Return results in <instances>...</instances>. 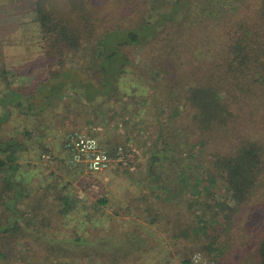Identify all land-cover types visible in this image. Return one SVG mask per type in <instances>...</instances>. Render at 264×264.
<instances>
[{
	"label": "trees",
	"instance_id": "trees-1",
	"mask_svg": "<svg viewBox=\"0 0 264 264\" xmlns=\"http://www.w3.org/2000/svg\"><path fill=\"white\" fill-rule=\"evenodd\" d=\"M103 5L131 23L111 25ZM33 10L55 83L27 93L11 82L0 25V126L13 109H32L25 102L46 88L49 102L70 84L80 100L103 97L102 106L120 95V80H156L153 107L176 110L178 118L177 132L167 130L157 138L161 144L154 142L152 173L156 161L162 167L176 152L181 170L175 186L155 192L162 206L154 216L165 217L173 237L183 238L181 264H204L194 262L196 251L209 264L234 255L237 264H264V0H172L169 6L162 0H35ZM124 46L140 48L142 59ZM87 47L95 53L97 80H61L68 77L64 58ZM21 150L15 138L0 137V241L18 232L26 196L18 178ZM190 159L197 160L187 166ZM66 197L75 203L77 192ZM243 229L252 233L241 247L235 232ZM6 257L0 250V264Z\"/></svg>",
	"mask_w": 264,
	"mask_h": 264
},
{
	"label": "rangeland",
	"instance_id": "rangeland-1",
	"mask_svg": "<svg viewBox=\"0 0 264 264\" xmlns=\"http://www.w3.org/2000/svg\"><path fill=\"white\" fill-rule=\"evenodd\" d=\"M162 1L169 6L172 0ZM34 4L35 0H0L9 78L15 85L27 87V93L41 83L50 86L55 83L42 45L44 41L34 21ZM102 9L109 13L111 25L131 23L121 19L111 5H103ZM121 49L129 55L135 54L137 60L142 59L140 48ZM94 54L87 47L78 49L75 55H67L62 70L67 71L68 77L61 80L76 83L97 80L93 72ZM132 70L138 74L137 68ZM120 81V95L102 106L98 104L103 97H96L94 103L80 100L70 84L65 86L63 96L49 102L53 94L46 88L25 102L27 109L33 104L32 109L25 113L23 108H15L9 120L1 124L0 137L15 138L22 146L18 178L26 188L20 204L21 216L17 219L18 232L0 241V250L7 255L6 259L1 258L2 263L181 264L183 238L173 237L165 217L154 216L162 206L155 192L163 185L178 183L176 172L181 170L178 153L174 154L175 160H166L162 167L158 168L161 162L156 161L154 173L151 169L154 142L161 144L157 138L167 130L177 132L178 113L173 109L169 114L157 113L153 107L154 92L158 91L154 89L156 80ZM73 130H87L106 146L107 143L131 145L137 150L131 162L133 168L116 163L109 171L93 175L83 168H71L64 139ZM170 140L173 142L174 138ZM42 145L47 146V152L42 151ZM44 152L51 154L50 158H44ZM196 160H188L187 166ZM86 181L96 183L98 188L87 186ZM76 192L77 201L71 203L66 195ZM102 197L107 198V203H99ZM180 202L184 203L182 199ZM251 233L244 229L235 232L241 247L249 244ZM195 254V263L209 264L205 253ZM224 264H237L236 256Z\"/></svg>",
	"mask_w": 264,
	"mask_h": 264
},
{
	"label": "built area",
	"instance_id": "built-area-1",
	"mask_svg": "<svg viewBox=\"0 0 264 264\" xmlns=\"http://www.w3.org/2000/svg\"><path fill=\"white\" fill-rule=\"evenodd\" d=\"M64 147L68 164L76 169L83 168L86 173L95 174L109 171L114 164L120 163L133 168L131 162L137 150L131 145L118 144L113 148L101 143L100 139L87 130H73L66 134ZM51 154L44 153V158ZM131 165V166H130ZM91 188H98L96 183ZM195 259L198 256L195 254Z\"/></svg>",
	"mask_w": 264,
	"mask_h": 264
}]
</instances>
